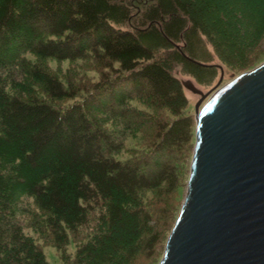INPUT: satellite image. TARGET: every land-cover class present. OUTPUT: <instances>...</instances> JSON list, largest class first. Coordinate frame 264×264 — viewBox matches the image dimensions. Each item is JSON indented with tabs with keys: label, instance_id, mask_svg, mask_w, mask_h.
<instances>
[{
	"label": "trees",
	"instance_id": "16d2710c",
	"mask_svg": "<svg viewBox=\"0 0 264 264\" xmlns=\"http://www.w3.org/2000/svg\"><path fill=\"white\" fill-rule=\"evenodd\" d=\"M134 7L130 0H0V264H49L16 218L19 195L34 199L61 251L70 233L93 229L67 264H137L160 241V217L142 194L163 184L172 190L177 176L155 160L156 151L180 149L195 136V115L182 116L186 99L174 65L198 80L212 78L223 68L205 64L207 45L238 68L249 67L264 46V0H147ZM87 50L114 78L105 76L81 100L25 57L75 60ZM27 81L49 100L26 90ZM134 93L174 119L159 124L152 152L122 161L123 137L96 114L109 112V99L127 107Z\"/></svg>",
	"mask_w": 264,
	"mask_h": 264
},
{
	"label": "water",
	"instance_id": "95a60500",
	"mask_svg": "<svg viewBox=\"0 0 264 264\" xmlns=\"http://www.w3.org/2000/svg\"><path fill=\"white\" fill-rule=\"evenodd\" d=\"M181 83L200 96L195 145L158 264H264V62L211 95Z\"/></svg>",
	"mask_w": 264,
	"mask_h": 264
},
{
	"label": "rangeland",
	"instance_id": "374dc122",
	"mask_svg": "<svg viewBox=\"0 0 264 264\" xmlns=\"http://www.w3.org/2000/svg\"><path fill=\"white\" fill-rule=\"evenodd\" d=\"M130 1L134 4L136 11L147 2V0ZM205 53L207 56L210 55L211 58L205 64L222 66L223 75L220 68H218V71L216 70L217 74L214 77H205L198 80L194 75L186 71L183 65H174L172 72L181 82L191 80L204 94L209 95L240 74L264 62V46L261 53L246 68H238L234 65L222 63L211 45L206 46ZM25 57L27 58V62H30V65H38L54 75L65 86H72L78 91L77 99L79 100L87 96L94 85L102 82L105 76L109 75L114 78L110 69L105 67L104 60H99L91 50H87L82 57L75 60L59 61L53 58L40 60L30 52L26 53ZM14 70L20 72L22 68L16 67ZM16 78L21 80V77ZM24 83L27 84H23V86L27 87L26 90L30 91L34 96L43 100H49L39 85L31 84L28 81ZM183 92L186 101L182 110V116H193L195 115V105L199 101L200 96L185 89ZM133 95L134 97L132 101L128 102L127 107L120 109L117 105L113 106L109 99L107 102L109 112L105 114L97 111L96 114L105 120L103 122L104 126L110 133L114 136L118 134L123 137V148L117 155L122 161L141 159L147 153L152 152L154 144L158 140L159 124L161 122H171L174 119V115L170 109L158 107L156 103H153L149 98L144 97V95L139 96L136 93ZM71 102L63 101L59 103L66 106ZM124 114L127 117H124L126 119H123ZM194 140L195 136L191 135L189 142L183 143L180 149L178 147L166 148L163 149L162 154L158 150L156 151L157 157L155 160L160 164L165 163L169 165L170 169L175 168L177 176L172 190L170 189L171 186L163 184L156 191H146L142 194L144 204L156 211L160 217L159 227L157 229L154 228L155 231L159 230L158 232H160V241L157 242V245H155L151 252H146L147 255L144 254L137 264H158L157 262L160 260L168 228L181 208L186 195ZM14 211L24 234L42 249L49 264H67V259L74 258L79 245L87 240V237L93 230L88 226L81 228L78 234L70 233L69 242L65 250L61 251L55 246L53 237L46 224V218L38 209L33 198L26 195L17 196L14 201ZM94 224L92 222L91 227H94Z\"/></svg>",
	"mask_w": 264,
	"mask_h": 264
}]
</instances>
